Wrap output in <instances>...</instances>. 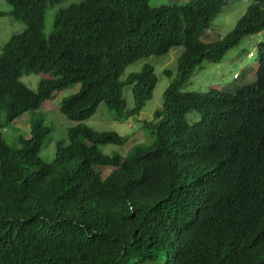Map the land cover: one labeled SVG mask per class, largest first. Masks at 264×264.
Listing matches in <instances>:
<instances>
[{"label": "trees", "instance_id": "1", "mask_svg": "<svg viewBox=\"0 0 264 264\" xmlns=\"http://www.w3.org/2000/svg\"><path fill=\"white\" fill-rule=\"evenodd\" d=\"M5 1L26 28L0 53V264H264V41L250 83L184 92L195 70L264 31V0H81L55 13L49 35L45 8L60 0ZM235 1L249 5L232 30L201 42ZM176 48L161 106L143 122L148 137L123 156L102 154L126 138L82 122L100 104L121 121L138 116L157 77L149 65L124 78L125 69ZM29 75L44 76L36 92L20 81ZM72 85L59 113L76 125L50 163L42 120L15 147L4 141L14 121Z\"/></svg>", "mask_w": 264, "mask_h": 264}, {"label": "rangeland", "instance_id": "2", "mask_svg": "<svg viewBox=\"0 0 264 264\" xmlns=\"http://www.w3.org/2000/svg\"><path fill=\"white\" fill-rule=\"evenodd\" d=\"M81 0H60L53 5L47 4L44 12L43 32L49 35L52 31L53 19L55 13L72 4H78ZM190 0H149L148 4L152 7L161 5L178 4L183 5ZM246 1H235L224 7L219 15L213 20L208 30L205 31L200 41L203 43H212L227 35L234 27L236 21L244 14L247 6ZM10 6L5 0H0V53L6 42L14 35L20 34L26 28L22 22L14 21L9 12ZM264 41V31L258 35L250 36L241 41L238 47L230 50L219 64L206 63L198 70H195L193 77L188 83L184 92H205L210 89L221 90L224 92H233L235 89L248 84L254 77L256 63L254 55L256 47ZM183 52L182 48L171 50L166 56L161 58H145L139 62L129 65L123 74L125 78L129 73L139 72L145 65L154 68V74L157 77V83L153 90L151 99L146 102L143 110L138 116L127 120H119L113 112H110L104 104H100L96 112L83 125L96 132H112L126 138V143L122 147L118 146H100L99 151L111 156L120 154V156L132 146L143 143L148 137V133L143 129V122L150 119L153 113L158 110L162 103V94L168 87L170 80L163 75V72L169 69L174 73L176 71V62ZM253 56V57H252ZM122 77V78H123ZM43 75L22 76L21 83L31 92H36L38 82L43 79ZM79 85H72L67 89L54 93L35 114L25 115L14 121L3 134L4 141L11 147L17 145L18 137L28 136L30 126L37 121L42 120L46 128L50 130L44 143L40 158L50 163L55 156L56 143L60 141L67 142V130L76 125L69 122L59 113L61 102L76 94L79 91ZM123 98L127 110L133 107V100L130 89L123 90ZM191 117L188 116L189 122ZM100 171L105 177L110 173V169L101 168ZM134 260L130 258L126 264H132Z\"/></svg>", "mask_w": 264, "mask_h": 264}]
</instances>
